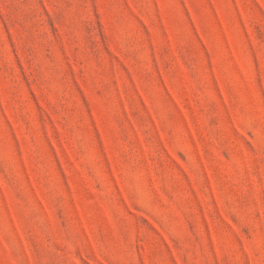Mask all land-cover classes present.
I'll return each mask as SVG.
<instances>
[{
    "label": "rangeland",
    "instance_id": "rangeland-1",
    "mask_svg": "<svg viewBox=\"0 0 264 264\" xmlns=\"http://www.w3.org/2000/svg\"><path fill=\"white\" fill-rule=\"evenodd\" d=\"M0 264H264V0H0Z\"/></svg>",
    "mask_w": 264,
    "mask_h": 264
}]
</instances>
